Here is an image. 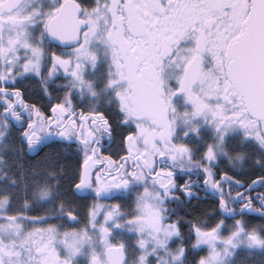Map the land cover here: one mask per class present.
<instances>
[{
  "label": "snow or ice",
  "instance_id": "1",
  "mask_svg": "<svg viewBox=\"0 0 264 264\" xmlns=\"http://www.w3.org/2000/svg\"><path fill=\"white\" fill-rule=\"evenodd\" d=\"M0 264H264V0H0Z\"/></svg>",
  "mask_w": 264,
  "mask_h": 264
},
{
  "label": "flooded vegetation",
  "instance_id": "2",
  "mask_svg": "<svg viewBox=\"0 0 264 264\" xmlns=\"http://www.w3.org/2000/svg\"><path fill=\"white\" fill-rule=\"evenodd\" d=\"M256 191H258V190H256Z\"/></svg>",
  "mask_w": 264,
  "mask_h": 264
}]
</instances>
